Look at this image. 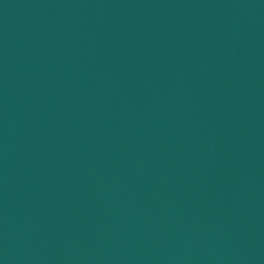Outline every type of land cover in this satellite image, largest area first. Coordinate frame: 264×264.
I'll list each match as a JSON object with an SVG mask.
<instances>
[{"label":"water","instance_id":"1","mask_svg":"<svg viewBox=\"0 0 264 264\" xmlns=\"http://www.w3.org/2000/svg\"><path fill=\"white\" fill-rule=\"evenodd\" d=\"M0 264H264V27L0 39Z\"/></svg>","mask_w":264,"mask_h":264}]
</instances>
